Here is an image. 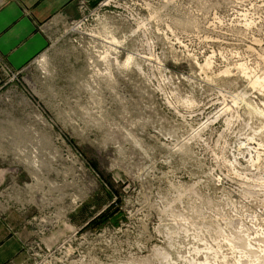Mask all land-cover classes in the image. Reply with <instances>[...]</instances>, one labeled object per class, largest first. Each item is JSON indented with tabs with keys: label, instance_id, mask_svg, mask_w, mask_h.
<instances>
[{
	"label": "rangeland",
	"instance_id": "1",
	"mask_svg": "<svg viewBox=\"0 0 264 264\" xmlns=\"http://www.w3.org/2000/svg\"><path fill=\"white\" fill-rule=\"evenodd\" d=\"M103 2L0 89V168L27 181L38 112L40 172L87 192L31 264H264V0Z\"/></svg>",
	"mask_w": 264,
	"mask_h": 264
},
{
	"label": "crops",
	"instance_id": "2",
	"mask_svg": "<svg viewBox=\"0 0 264 264\" xmlns=\"http://www.w3.org/2000/svg\"><path fill=\"white\" fill-rule=\"evenodd\" d=\"M83 1L95 7L104 0ZM77 9L76 0H0V64L10 71L23 70L47 47L52 24L76 18ZM2 80L0 71V87ZM11 179L14 175L8 176L0 168V188ZM30 215L23 203L9 204L0 199V264H31L26 245L36 236L28 221ZM59 228L39 238L43 249L56 248L70 231Z\"/></svg>",
	"mask_w": 264,
	"mask_h": 264
},
{
	"label": "built area",
	"instance_id": "3",
	"mask_svg": "<svg viewBox=\"0 0 264 264\" xmlns=\"http://www.w3.org/2000/svg\"><path fill=\"white\" fill-rule=\"evenodd\" d=\"M77 1L78 13H83L85 9H88L83 0ZM104 2L99 3L97 6H103ZM68 24L76 26L83 21H75L74 19H67ZM0 71L3 76L4 82L1 84L0 89L7 83L19 82V71H10L9 68L0 64ZM13 91L6 90L4 99L7 101V97L11 95L12 98L16 97V89ZM9 94V95H8ZM1 98V97H0ZM20 101H17L21 104ZM30 124H26L24 127L28 132L27 140H31L27 144L25 149L11 150L13 156L22 153L26 159V163L31 171H25L27 174V181L17 182L14 172H8L10 176L14 175V179L9 180L0 188V199L7 201L11 204L23 203L26 206L27 211H31V215L28 219L29 224L34 229L36 238L32 239L26 245L27 254L32 253L33 256L41 254L43 251H48L42 248L39 238L47 234L48 232L60 226L62 222L69 220L68 217L75 212L87 198V192L85 189L70 190L68 192L63 188V185H67L65 181H53L48 178V174L40 172V159L39 151L41 150V133L42 129L47 128V121L38 112L33 117H30ZM2 139L8 141L22 140L18 136L2 135ZM15 144V143H14ZM13 144V145H14ZM75 158L79 160L80 155L74 153ZM81 168L82 165L79 164ZM45 175V176H44ZM69 186V185H68ZM31 255V254H30Z\"/></svg>",
	"mask_w": 264,
	"mask_h": 264
},
{
	"label": "trees",
	"instance_id": "4",
	"mask_svg": "<svg viewBox=\"0 0 264 264\" xmlns=\"http://www.w3.org/2000/svg\"><path fill=\"white\" fill-rule=\"evenodd\" d=\"M105 221V216L100 214L98 217L92 219L87 225L88 226H93L95 224H102Z\"/></svg>",
	"mask_w": 264,
	"mask_h": 264
},
{
	"label": "bare ground",
	"instance_id": "5",
	"mask_svg": "<svg viewBox=\"0 0 264 264\" xmlns=\"http://www.w3.org/2000/svg\"><path fill=\"white\" fill-rule=\"evenodd\" d=\"M131 58V57H130ZM130 58L127 59V62L130 61Z\"/></svg>",
	"mask_w": 264,
	"mask_h": 264
}]
</instances>
